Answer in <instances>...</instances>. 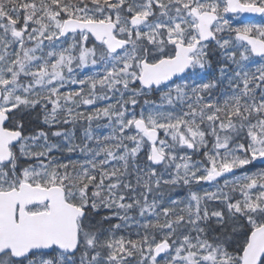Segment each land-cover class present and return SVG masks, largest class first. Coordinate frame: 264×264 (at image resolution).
<instances>
[{
  "label": "snow or ice",
  "instance_id": "6c2138e0",
  "mask_svg": "<svg viewBox=\"0 0 264 264\" xmlns=\"http://www.w3.org/2000/svg\"><path fill=\"white\" fill-rule=\"evenodd\" d=\"M246 13L264 0H0V264H264Z\"/></svg>",
  "mask_w": 264,
  "mask_h": 264
},
{
  "label": "rangeland",
  "instance_id": "374dc122",
  "mask_svg": "<svg viewBox=\"0 0 264 264\" xmlns=\"http://www.w3.org/2000/svg\"><path fill=\"white\" fill-rule=\"evenodd\" d=\"M234 22L237 23V24H239L240 22H244V23H264V17H258V18H254V19H246L243 16H240ZM89 72H90V69H85L84 73H82L81 75L87 74ZM72 87L73 88H78V86H76V85H73ZM98 103H100V102H98ZM80 110L82 112H87L88 108H87V106H81ZM101 124H103V121H101ZM95 125H96V122H93V129H94V131H97L98 134L101 133V132H107L108 131L106 128H100V129L97 130L95 128ZM84 126H85L84 122L81 121L80 122L81 131L83 130ZM247 168L249 170H251V171H257V170H260L261 168H264V165H262L259 161H257V162H255V163H253L251 165H248ZM204 186H205V188L208 187L207 185H204Z\"/></svg>",
  "mask_w": 264,
  "mask_h": 264
},
{
  "label": "water",
  "instance_id": "95a60500",
  "mask_svg": "<svg viewBox=\"0 0 264 264\" xmlns=\"http://www.w3.org/2000/svg\"><path fill=\"white\" fill-rule=\"evenodd\" d=\"M243 16L245 18H255V17H258L260 15L259 14H248V13H246V14H243Z\"/></svg>",
  "mask_w": 264,
  "mask_h": 264
}]
</instances>
